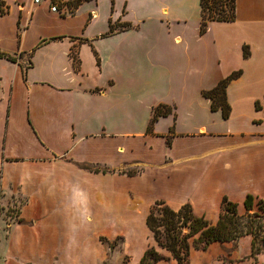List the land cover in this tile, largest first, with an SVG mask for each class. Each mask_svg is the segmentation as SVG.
Returning a JSON list of instances; mask_svg holds the SVG:
<instances>
[{"label": "crops", "instance_id": "1", "mask_svg": "<svg viewBox=\"0 0 264 264\" xmlns=\"http://www.w3.org/2000/svg\"><path fill=\"white\" fill-rule=\"evenodd\" d=\"M0 1V33L11 16L17 40L0 45L15 59H0V204L23 201L1 229L0 264H139L151 248L164 257L155 264H178L146 226L156 202L212 223L223 198L264 203V0H235L234 21L203 35L173 34L200 18V0L126 2L115 24L132 28L108 36L90 33L83 9L96 0L67 16ZM40 6L60 24L25 47ZM237 72L225 120L202 92ZM158 105L171 114L150 124ZM241 239L189 247L187 264H264Z\"/></svg>", "mask_w": 264, "mask_h": 264}, {"label": "trees", "instance_id": "2", "mask_svg": "<svg viewBox=\"0 0 264 264\" xmlns=\"http://www.w3.org/2000/svg\"><path fill=\"white\" fill-rule=\"evenodd\" d=\"M200 23L199 34L203 35L207 24L210 22H232L235 19V0H200ZM3 2L0 1V15L3 14ZM109 32L126 30L129 25H113L108 22ZM96 62L98 59L93 52ZM243 55L246 57L247 53ZM72 67L75 71L79 69L80 62L77 53L71 51L69 55ZM0 59L15 62V59L0 53ZM239 72L232 73L221 80L213 89L203 91L202 96L210 101L211 111H220L223 119H228L230 106L226 99V88L228 84L239 77ZM171 114V108L165 105H158L152 110L150 124L160 117H167ZM149 131V128L147 129ZM89 170V168L84 167ZM132 174V173H128ZM243 213L239 212L238 205L223 198L219 208L218 219L215 223L207 221L203 216L193 215L191 207L186 204L178 210H172L163 202H156L150 209L146 218V226L153 234L157 245L170 253L171 257L178 264H187L189 256L188 240L193 238L192 245L197 250H205L212 243H236L241 238L251 237V258L264 253V203L259 201L255 206L254 199L247 196L243 202ZM184 231H186L184 233ZM164 235L165 241L160 242V236ZM112 249L113 246L111 245ZM164 257L151 248L145 252L139 264H155Z\"/></svg>", "mask_w": 264, "mask_h": 264}, {"label": "rangeland", "instance_id": "3", "mask_svg": "<svg viewBox=\"0 0 264 264\" xmlns=\"http://www.w3.org/2000/svg\"><path fill=\"white\" fill-rule=\"evenodd\" d=\"M126 2H128V4L130 5V8L133 9V4L136 5L139 1L138 0H96V2L92 4L91 8L90 6L85 7L83 11L87 12V18L89 16V11L91 9L94 11L90 15L91 17H93L94 15V19H95L94 23L90 27V33L95 34V33L103 32L104 30H106V27L109 26L108 25L109 20L111 21L113 25H117L115 24L117 19L120 18V16L124 14L125 12ZM44 6L37 7L38 9H36V12H34V21L32 22V26L30 29L31 32H29V34L27 35L24 41L25 47H27L30 44L32 37L37 36L40 32L42 31L48 32L49 30H53V28H51L52 23H54L53 26L60 24L54 20L53 22L52 20H50L51 19L49 18L50 13L45 11L46 9H44L45 8ZM193 6L194 4H192V7ZM195 12H196L195 20L188 23L186 26H182V25L174 26L173 34H177L179 31H182L183 29L187 30L190 33H192L195 29L196 31H198V34H199V27H200L199 26V23H200L199 12L198 10H196ZM11 13H13V9ZM113 17H114V20H112ZM10 20H11V16L7 20H5V22L3 23V26L1 29L2 32L0 33V45L1 47L6 48L8 50H12L14 47L17 46L16 33H14V30H13L14 25L13 23H11ZM120 25H124V24H120ZM126 25H129V24H126ZM152 25L153 24L151 23L150 26ZM47 27H49L48 30H46ZM130 28H132L131 25H129L127 29H130ZM13 202H14L13 205H9L7 207L1 206L0 204V230L1 229L3 230V234H6V230H7V227L5 226L4 223H8L10 220L15 219L17 211H18V206L23 203L22 199L20 198L13 199ZM258 202L259 200L254 199L255 206L258 204ZM239 212L243 213L244 212L243 208H240ZM205 218L206 220L209 219L207 217ZM2 230L0 231V243L2 242V237H1V235H3ZM185 232L186 231H184V233ZM164 241H165V237L164 235L161 234L160 242L163 243ZM192 241H193V238H190L188 240L190 249H193ZM241 241L242 239H240L235 244L234 247L239 248L241 245ZM230 252L229 251L224 252L223 254L224 262H227V263L229 262L228 255L230 254ZM247 258L248 257H244V260Z\"/></svg>", "mask_w": 264, "mask_h": 264}, {"label": "built area", "instance_id": "4", "mask_svg": "<svg viewBox=\"0 0 264 264\" xmlns=\"http://www.w3.org/2000/svg\"><path fill=\"white\" fill-rule=\"evenodd\" d=\"M46 1L51 13L67 16L74 13L77 5L85 0H33L34 4Z\"/></svg>", "mask_w": 264, "mask_h": 264}]
</instances>
